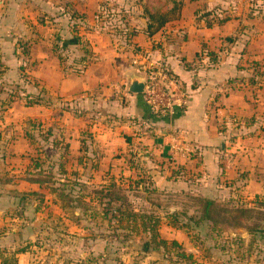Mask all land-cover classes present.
Wrapping results in <instances>:
<instances>
[{
	"label": "rangeland",
	"instance_id": "1",
	"mask_svg": "<svg viewBox=\"0 0 264 264\" xmlns=\"http://www.w3.org/2000/svg\"><path fill=\"white\" fill-rule=\"evenodd\" d=\"M173 1L180 4L176 13L166 0L76 2V6L86 9L95 6L88 15L55 13L48 18V29L18 38L16 47L23 55L34 40L31 35H36L35 39L45 37L51 41L55 55H61V62L67 60L66 65L71 66L80 58L82 44L91 50L86 39L89 34L91 42L103 38L110 49L106 52L105 44L101 45L103 54L97 57L103 60L100 69L113 53V60H120L116 56L123 49H131L133 54L122 56L121 60L137 64L133 60L146 52H141L131 39L126 40L129 30H120L128 21L123 9H134L133 17L138 14L144 27L149 22L148 14L171 18L179 13L155 36V43L151 42L159 60L170 52L173 56L179 53L181 66L193 72L197 81V74L205 72L215 55L212 70L221 65L218 70L224 75L240 71L257 76L258 83L264 84V0ZM103 8L117 10V14L99 16ZM74 38L79 45L72 44ZM63 41L68 43L64 45ZM35 49L41 53L47 50L42 43ZM54 59L49 56L40 74L47 87L59 91L62 86L59 88L60 77L54 72ZM31 60L24 59L23 73L30 74L35 65ZM165 68L172 78L169 66L159 64L155 70L162 74ZM105 72L110 78L107 67ZM81 79L78 85L85 82ZM195 80L190 79L191 87L197 84ZM116 83L115 77L104 80L87 91V96L93 97L97 91L105 96L115 95ZM221 85L225 86V79ZM0 89L6 91L0 92V111L4 110L0 115V202L7 204L0 214V234H6L8 247L15 243L19 244L15 248L27 247L31 264H264V237L248 230L262 221L254 213L251 217H238L235 208L253 205L244 195L225 192V166L221 165L220 174V167L215 172L207 162L200 172L194 161L185 162L188 155L174 152L169 138L167 143H160L159 134L144 137L137 144L142 132L137 125L130 126L129 119L117 113L98 112L88 103L74 107L69 101L43 92L39 95L42 104L27 107L23 104L35 99L36 89L29 90L22 81L18 85L0 83ZM221 89L213 96L217 99L207 115L223 136L224 144L225 88ZM189 91L183 92L186 102L180 104L182 110L191 96ZM8 94L16 100L6 107ZM132 99L131 112L135 97ZM113 100L114 97L110 101ZM143 100L147 102V95H143ZM109 107L110 104L106 110ZM127 135L131 138L129 144L124 139ZM132 142L136 147L130 146ZM144 142L148 143L147 150H143ZM66 144L68 149L63 148ZM115 155L117 158H111ZM36 162L41 167L32 170ZM201 198L214 200L222 211L202 220ZM120 212H133L136 222L127 223V217L122 219ZM149 221L158 224L161 239L169 243L174 240L178 247L144 250L149 234L142 231L141 224Z\"/></svg>",
	"mask_w": 264,
	"mask_h": 264
},
{
	"label": "crops",
	"instance_id": "2",
	"mask_svg": "<svg viewBox=\"0 0 264 264\" xmlns=\"http://www.w3.org/2000/svg\"><path fill=\"white\" fill-rule=\"evenodd\" d=\"M83 1H93L96 4L98 1L105 0H0V64L6 68V71L0 74V83H20L23 80L22 67L25 65L24 59L30 57L32 59L31 63H35V68L33 66L30 74L29 72L27 74L36 83L35 87H31V91L35 92L36 89L37 92L40 90L41 94L45 92L49 96L51 94L56 95L65 101H69V105L74 107H79V105L85 107L88 103L92 107H97L98 112L117 113V115H121L119 117L129 119L130 126L137 125L139 127L138 131H142L139 133V138H137V144L141 143V139L147 136L151 138L159 134V137H162L159 138V141L163 144L167 143L165 141L169 138L168 141H172L170 143L171 148H175L173 149L174 152L178 151L180 154L188 155L185 162L191 163L194 161V166L199 167L198 171L203 172L201 169H204L207 162L208 164L210 162L209 165L215 172L218 170L214 169L220 167V174L223 171L221 165L225 166V192L227 194L232 196L240 194L248 199L258 196L264 199V84L258 83L257 76L240 71L224 75L221 70H218L221 65L215 71L212 70V67L206 66L204 73L199 72L197 74L200 79L196 81L193 72H189L181 66V62L177 59L179 53L173 56L170 52L168 57L159 60L160 57L157 55V51L152 48L151 42L154 41L153 43H155V36L161 30L149 36L145 29L146 26L140 24L141 17L138 14L133 17L134 9L132 8L123 9L124 16L128 18V21L127 26L123 25L122 27L125 31H133V35L130 37L131 41L141 48V52H146L145 55L140 56H136L135 53L136 59L133 62L137 64L128 61L125 63L121 60L123 59L122 56L132 52L131 49H123L122 47L123 52L116 56L120 57V60H113V56L116 55L113 53L110 57L111 60L105 61L104 68L100 69L103 60H98L97 57L102 56L103 53L100 51V47L105 44L103 41H106L101 38L91 42L89 34H86V39H88L91 46L93 58L84 67L80 65L78 60L73 61L72 64L70 63L71 66L66 65L67 60H65V63L60 62L52 50L51 41L45 39V37L35 39L36 35L30 36L34 40L30 42L31 45L26 57L20 54L16 47L18 38H22L27 33L34 34L38 31L42 33L43 29H48V18L53 17L55 13H57L56 15L66 16L70 11H73L88 15L95 5L90 6L88 9L81 7V5L76 6V2ZM97 8L99 10V5ZM111 11L117 10L111 9ZM135 11L139 13L137 10ZM33 17L36 19L35 22ZM27 18L31 21H28ZM39 27L40 29L37 30ZM41 43L47 48L43 53L35 49ZM105 51L109 52L110 49L106 47ZM147 52L149 53L147 54ZM49 56L55 58L54 72L61 78H59L58 85H60L59 88L62 87L59 91L57 88L47 87L40 74V69ZM63 64L65 67H63ZM139 64L151 65L153 68L162 64L171 68L172 74L170 75H172L174 85L169 84L166 80L164 82L165 89L174 93L176 91L187 93L188 89L191 92L188 104L183 111H179L175 117L163 115H158L157 118L150 117L151 111L143 100V96L130 93L128 90L132 78L143 81L145 79L144 73L139 70ZM105 67L108 68L110 78L107 77ZM77 68H81L80 71L76 72ZM97 69H99L98 72H96ZM124 75H126V78H124ZM213 76L214 78H211ZM111 77L117 79V85L115 84V86L118 92L115 95L105 96V93L97 91L93 97L88 98L87 91L100 85L104 80H110ZM202 77H206L204 81L201 79ZM81 78H84L85 82L78 85L82 80ZM191 78L197 83L193 87L189 84ZM224 79L225 86L221 85ZM234 80H240L242 83L239 86L232 85ZM221 86L225 88V94L222 97L225 101L224 144L221 142L223 136H221L216 125L211 124L210 115H207L210 114L207 112L212 103L217 99L216 96H213L222 91ZM124 96L126 98L123 103L121 100ZM113 97L114 100L110 101ZM134 97L136 102L134 101V110L131 112L132 98ZM109 104V110H106ZM77 109L83 110L81 108ZM86 111L88 110L86 109ZM0 120L2 119L0 118ZM121 121L123 122V120ZM102 122L113 125L109 121V123L105 120H102ZM146 140L151 142V139ZM219 144L220 147H218ZM145 145H148V143H143V147H145L143 150H147ZM130 146L136 147V144L132 142ZM224 151L225 154H223ZM111 158H117V156H111ZM6 207L5 202H0V214ZM6 241V234H0L1 249L13 250L16 249L15 246L19 245L15 243L16 245L8 247ZM16 264H31L29 252L18 254Z\"/></svg>",
	"mask_w": 264,
	"mask_h": 264
},
{
	"label": "trees",
	"instance_id": "3",
	"mask_svg": "<svg viewBox=\"0 0 264 264\" xmlns=\"http://www.w3.org/2000/svg\"><path fill=\"white\" fill-rule=\"evenodd\" d=\"M166 2H168L169 4H171L172 8L171 11H173V13H176L177 10H180V4L175 3V1L173 0H166ZM111 9L107 10V8H103L101 9L98 14L99 16H103L106 13H111ZM178 12V11H177ZM76 13H72V15H75ZM113 16H115V14H117V11H113L112 12ZM179 13L176 14L175 17H168L167 15L163 14L158 18H155V16H153V14H148L147 17L149 18V22L146 25V32L147 34L153 35L155 33H157L158 31H160L167 23L176 20L179 16ZM125 25V24H124ZM123 26V25H122ZM121 26L120 30H123L122 32L125 33V30L123 29V27ZM127 31V30H126ZM132 33L133 32H128L129 38H127L126 40L129 41L130 37H132ZM74 42L72 44L75 45H79V41L77 38H74ZM64 42V41H63ZM66 43H68V41L64 42V45H66ZM88 43V42H86ZM89 44V43H88ZM82 49V54L80 56V58L78 59V62H80V65L82 67L86 66L89 61L91 62L92 58H93V54H91V50H89L88 45L86 44H82L81 46ZM28 54V51L23 52V55L26 56ZM58 59L63 60L61 58V55H57ZM216 56L213 55V58L210 59L211 64L208 67H212V65H214L216 63ZM63 67L64 64H63ZM81 67V68H82ZM168 67V66H166ZM81 68H77L75 70L76 72L80 71ZM65 69V68H64ZM6 71V68L2 67V65L0 64V74H3ZM165 71L168 72V68H165ZM169 73V72H168ZM172 74V71L170 72ZM172 76V75H171ZM30 80V82H28ZM22 82L26 85H29V90L31 89V87H35L36 83L34 81H32L30 78L26 77V74L23 73V80ZM238 83V84H237ZM242 83V81L238 80H234L232 82V85H237L239 86ZM16 85H18V83H16ZM5 90V89H4ZM2 89H0V92L2 91L3 93L6 92ZM10 93H13L12 91H9ZM30 93L32 94V92L30 91ZM6 94V93H5ZM41 94V91L39 90L36 94H35V99L32 101H28L25 102L23 105L27 106V107H31V106H35V105H40L42 104V100H40L39 95ZM12 94H8L7 95V102H6V107H9L10 105H12L14 103V101L16 100V98H12V96H10ZM143 96V94H142ZM21 97V96H20ZM11 98V100H9ZM31 97H28V99ZM189 99L187 100V104H188ZM187 104H185L187 106ZM147 105V104H146ZM148 106V105H147ZM4 110L1 109L0 111V115L2 114ZM179 111H183L182 109H180V107H174L171 114L169 116H176ZM166 116V117H169ZM150 117L152 118H157L158 115L154 114V113H150ZM29 139L32 138V135L29 134L28 136ZM125 142L128 144L130 143L131 138L129 136H124ZM68 144L64 145L63 148L64 149H68ZM40 164L39 163H34L33 166H31L32 170H37L38 168H40ZM42 180H35V182L37 183H41ZM5 182V181H4ZM2 185V184H1ZM25 193V192H24ZM23 193V195H24ZM22 195V196H23ZM61 198H66L65 194H60ZM237 196H240V194H237ZM202 200V213H203V218L202 220H209L211 219L212 213H219V211H222L220 209V205L215 202L214 200L208 199V198H201ZM22 201V200H21ZM71 201V200H70ZM248 204H252L253 206L250 208H235L236 212L239 214L238 217L241 216H248L251 217V214L254 213L262 222L259 223H254L251 228H249L248 230L250 232H253L255 234H259L262 237H264V199L258 196H255L254 198L248 200ZM125 216L127 217V223L131 222L130 220L133 221V223H135V218H136V214H134L133 212H120V217L123 219L125 218ZM126 223V224H127ZM134 225V224H133ZM128 226H130V224H128ZM141 226H143L142 231L146 232L147 234H149L148 240L144 241L143 243V249L144 250H159L161 248L166 249L170 246L172 247H178V243L176 241H171L170 243L165 240V239H161L159 236V231H158V224L154 221V222H150L148 224L142 223ZM25 252H29V249L27 247H20V248H16L13 250H8L5 248H0V264H16L17 263V255L20 253H25Z\"/></svg>",
	"mask_w": 264,
	"mask_h": 264
},
{
	"label": "built area",
	"instance_id": "4",
	"mask_svg": "<svg viewBox=\"0 0 264 264\" xmlns=\"http://www.w3.org/2000/svg\"><path fill=\"white\" fill-rule=\"evenodd\" d=\"M139 70L144 73V93L147 95V105L150 111L156 115H170L174 107H179L184 100L185 93L173 91L169 92L165 89L164 82L174 85L172 78H169L168 73L164 70L156 71V67L139 64Z\"/></svg>",
	"mask_w": 264,
	"mask_h": 264
},
{
	"label": "water",
	"instance_id": "5",
	"mask_svg": "<svg viewBox=\"0 0 264 264\" xmlns=\"http://www.w3.org/2000/svg\"><path fill=\"white\" fill-rule=\"evenodd\" d=\"M128 90L130 93L142 95L144 93V81L132 78Z\"/></svg>",
	"mask_w": 264,
	"mask_h": 264
}]
</instances>
